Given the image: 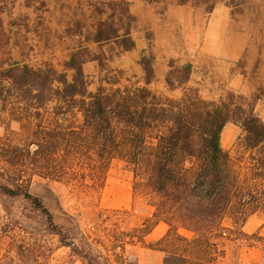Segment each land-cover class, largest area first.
Masks as SVG:
<instances>
[{"label": "trees", "instance_id": "obj_1", "mask_svg": "<svg viewBox=\"0 0 264 264\" xmlns=\"http://www.w3.org/2000/svg\"><path fill=\"white\" fill-rule=\"evenodd\" d=\"M105 4L110 12L69 52L61 70L46 60L0 67V121L5 126L0 135L1 234H7L6 218L12 213L7 202L17 201L26 220L57 236L83 264H137L116 251L120 245L108 233L74 241L42 196L31 191L34 177L100 189L111 162L121 160L132 172L133 193L148 196L152 208L126 231L125 243L143 242L164 222L166 232L148 245L164 253L161 264H220L227 240L238 238L264 252V236L242 229L250 215L264 211V121L245 97L232 91L218 100L201 97L187 85L189 62L168 61L165 85L182 89L179 97L153 91L148 87L155 78L150 49H142L137 60L141 77L121 83L123 70L110 67L107 59L114 49L117 55L135 47L134 17L128 0ZM85 41L95 42L98 50ZM88 60L99 65L94 90L88 89L83 70ZM11 122L18 124L16 130L9 128ZM227 123L242 132L239 158L222 147ZM181 229L192 235H182ZM90 240L107 253L94 249Z\"/></svg>", "mask_w": 264, "mask_h": 264}, {"label": "rangeland", "instance_id": "obj_2", "mask_svg": "<svg viewBox=\"0 0 264 264\" xmlns=\"http://www.w3.org/2000/svg\"><path fill=\"white\" fill-rule=\"evenodd\" d=\"M29 1L0 0V67L14 61L36 66L46 60L61 70L62 62L67 59L68 55L58 47V39L51 37L47 22L38 21L39 25L35 23L36 26H42L41 28L44 29L42 31L43 38L36 36L35 27H33V33L29 35V38L23 36L21 32L18 35L15 34V31L12 32V26H16L13 18L24 14L23 4ZM38 1L41 3L42 0ZM97 2H99L97 6L99 14L101 11H107L106 14L110 12L105 4L107 1L97 0ZM142 2L132 6L133 12L131 13L135 19V31L143 29L137 23L140 13L146 15V9H151L153 12L161 14L166 7V2L161 3L160 0H143ZM177 2L203 5L210 14L215 9H221L230 19H241L242 23L246 17L250 20H252L251 17L264 20V0H177ZM56 8H58L57 5L53 9ZM61 9L60 6L59 10L61 11ZM51 10L50 8V12L45 13V18L55 29L61 12L53 13ZM30 15L32 18V13ZM18 25L23 31L25 30L26 23L23 16L20 17ZM72 25V29L77 28V22H73ZM143 33L146 37L151 38V30L143 31ZM150 43L151 41L142 49L146 48L152 51ZM134 71L132 67L123 70V75H120L121 83H126V77H131ZM86 73L90 74L87 75L90 84L88 89L94 90L99 77L98 67L94 70L89 69V72ZM9 128L16 130L18 124L11 122ZM4 131L5 126L0 121V135ZM241 138L242 132L239 127L227 123L221 134L222 147L230 151L232 156L239 158L240 155H243ZM31 191L42 196L55 220L62 225L63 232L69 237H75L74 241L79 243V239H82L83 235L90 239L93 232L101 235L108 233L113 238L114 244L120 245L116 251H119V254L126 260H134L137 264L162 263L164 253L151 249L148 245L152 246L165 233L167 228L165 223L160 222L158 226L156 224L144 236L143 242L125 243L127 242L126 231L140 224L144 217L150 215L152 208L148 204V196L133 193L132 172L121 160L111 162L100 189L88 188L78 183H64L34 177ZM7 204L11 207L12 213L6 218L9 220L7 234L3 235L0 232V264H83L69 246L62 245L58 241L57 236L48 234L40 223L26 220L23 216L25 212H19L20 203L8 201ZM105 214L107 218L104 221L102 219ZM3 215L4 211L0 209V222L5 220ZM242 229L248 234L258 232L264 236V211L250 215ZM180 233L188 237L192 235L190 231L183 229L180 230ZM91 243L92 247L99 249L102 254L107 251L103 246H97L96 242L92 241ZM225 247L226 253L221 258L220 264H264V252L261 247H251L244 239L227 240Z\"/></svg>", "mask_w": 264, "mask_h": 264}, {"label": "crops", "instance_id": "obj_3", "mask_svg": "<svg viewBox=\"0 0 264 264\" xmlns=\"http://www.w3.org/2000/svg\"><path fill=\"white\" fill-rule=\"evenodd\" d=\"M129 1L130 13L133 12L132 6L143 3V0ZM160 2H166L161 14L151 9H146V15L140 13L137 23L143 28L141 31L134 30V19L131 35L135 40V47L117 55L114 49L107 64L122 70L132 67L135 70L133 75L141 77V66L137 62L139 52L151 41L155 57V78L148 84L150 89L171 98L179 97L182 94L180 88L169 89L165 85L167 62L169 59L179 63L190 62L192 70L187 85L195 87L200 96L216 100L225 91H233L245 97L252 104L254 112L264 121V20L258 17H251L250 20L246 17L242 23L241 19H230L221 9H215L210 14L199 4L178 3L177 0ZM98 4L97 0H42L41 3L30 0L23 4L24 14L13 18L16 26H12V32L15 31L16 35L21 32L29 38L35 27L36 36L43 38L44 29L38 26V21L47 22L51 37L58 39V47L68 55L84 40L88 32L93 31L97 20L107 15V11L99 14ZM56 5L58 8L54 10ZM49 7L53 13L61 12L55 29L45 18V13L50 12ZM22 16L26 23L24 31L18 25ZM73 22H77L75 29H72ZM147 30H151V38L144 35L143 31ZM83 45L98 50L95 42L85 41ZM105 47L108 46L103 45L102 49L108 54ZM97 67L99 74L96 60L83 63L86 75H90L86 73L89 69L94 70ZM159 224L160 222L156 226Z\"/></svg>", "mask_w": 264, "mask_h": 264}]
</instances>
